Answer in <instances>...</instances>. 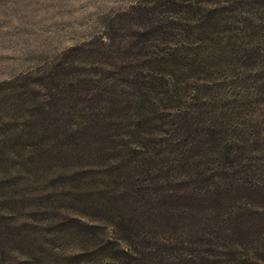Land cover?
I'll return each instance as SVG.
<instances>
[{
  "label": "trees",
  "instance_id": "1",
  "mask_svg": "<svg viewBox=\"0 0 264 264\" xmlns=\"http://www.w3.org/2000/svg\"><path fill=\"white\" fill-rule=\"evenodd\" d=\"M224 3L140 0L76 50L97 57L93 72L58 69L81 105L55 140L78 134L94 148L88 158L119 163L111 169L121 201L135 199L119 226L126 246L112 261L264 264V132L249 133L246 122L260 91L242 72L252 70L244 60L261 68L264 55L245 51L228 26L237 11ZM121 29L134 31L122 38ZM52 96L70 109L63 91Z\"/></svg>",
  "mask_w": 264,
  "mask_h": 264
},
{
  "label": "rangeland",
  "instance_id": "2",
  "mask_svg": "<svg viewBox=\"0 0 264 264\" xmlns=\"http://www.w3.org/2000/svg\"><path fill=\"white\" fill-rule=\"evenodd\" d=\"M139 1L0 0V264L123 263L111 259L126 246L119 226L134 214L135 199L121 201V181L111 169L119 163L88 158L94 148L78 134L55 140L74 121L66 114L81 105L57 73L63 66L76 68L71 76L93 72L97 57L76 50L90 48L109 32L111 18ZM224 5L237 11L228 26L248 44L245 51L264 55V0ZM244 61L252 70L242 71L243 79L260 91L249 97L260 106L246 116L247 131L264 132V58L261 68ZM59 90L73 101L70 109L53 104Z\"/></svg>",
  "mask_w": 264,
  "mask_h": 264
}]
</instances>
